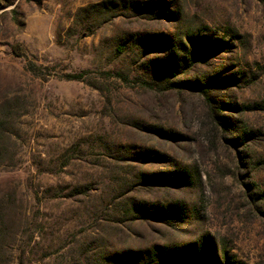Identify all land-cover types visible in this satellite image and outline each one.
<instances>
[{
	"label": "rangeland",
	"instance_id": "obj_1",
	"mask_svg": "<svg viewBox=\"0 0 264 264\" xmlns=\"http://www.w3.org/2000/svg\"><path fill=\"white\" fill-rule=\"evenodd\" d=\"M0 264H264V0H0Z\"/></svg>",
	"mask_w": 264,
	"mask_h": 264
},
{
	"label": "trees",
	"instance_id": "obj_2",
	"mask_svg": "<svg viewBox=\"0 0 264 264\" xmlns=\"http://www.w3.org/2000/svg\"><path fill=\"white\" fill-rule=\"evenodd\" d=\"M204 56L205 55H202V54H200V55H198V56H196V57H192V59H189V64H191V63H194V61H201V60H203L204 59ZM191 62V63H190ZM70 78H76L75 76H71ZM201 89H200V92L202 93V94H204V95H206L207 94V91L205 90V87L203 86V87H200Z\"/></svg>",
	"mask_w": 264,
	"mask_h": 264
}]
</instances>
